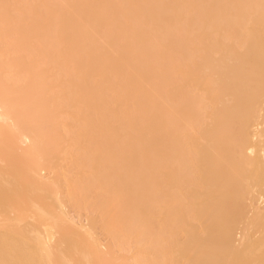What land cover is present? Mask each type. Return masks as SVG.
I'll return each instance as SVG.
<instances>
[{"label":"bare ground","instance_id":"obj_1","mask_svg":"<svg viewBox=\"0 0 264 264\" xmlns=\"http://www.w3.org/2000/svg\"><path fill=\"white\" fill-rule=\"evenodd\" d=\"M0 264H264V0H0Z\"/></svg>","mask_w":264,"mask_h":264},{"label":"snow or ice","instance_id":"obj_2","mask_svg":"<svg viewBox=\"0 0 264 264\" xmlns=\"http://www.w3.org/2000/svg\"><path fill=\"white\" fill-rule=\"evenodd\" d=\"M12 7H14V6H12V5H7V4L3 5V8H4V10H5V16H6V17L8 16V10H9L10 8H12Z\"/></svg>","mask_w":264,"mask_h":264}]
</instances>
